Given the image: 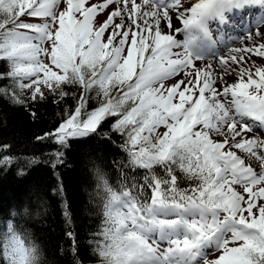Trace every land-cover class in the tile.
<instances>
[{"label": "snow or ice", "instance_id": "6c2138e0", "mask_svg": "<svg viewBox=\"0 0 264 264\" xmlns=\"http://www.w3.org/2000/svg\"><path fill=\"white\" fill-rule=\"evenodd\" d=\"M251 9L260 15L246 38L264 40V0H0V80L12 82L0 97L24 104L25 90L35 101L47 89L63 99L64 85L78 86L77 106L45 135L63 149L110 121L123 138L115 183L91 169L100 264H264V139L248 135L264 130V67L253 72L245 56L264 57V42L229 48L222 72L196 63L215 46L212 22ZM42 255L19 222L0 226V264H44Z\"/></svg>", "mask_w": 264, "mask_h": 264}, {"label": "trees", "instance_id": "16d2710c", "mask_svg": "<svg viewBox=\"0 0 264 264\" xmlns=\"http://www.w3.org/2000/svg\"><path fill=\"white\" fill-rule=\"evenodd\" d=\"M0 70H4L2 62ZM5 85L11 87L12 82L0 80V87ZM63 87L69 93L63 99L47 89L44 99L35 101L25 90L24 104L0 97V146H10L0 148V156L14 158L12 164L0 165V226L19 222L42 248L44 264H100L101 258L93 251V233L101 216L91 169L94 161L109 173L110 183H115L118 177L111 162L126 164L127 156L120 148L123 138L112 131L110 121L87 137L71 138L63 149L45 135L59 126L66 111L77 106L82 89ZM92 96L94 93L89 96V110L98 105ZM58 149L63 151V164L53 168ZM154 171L162 174L159 167ZM144 172L137 169V178L141 179ZM188 183L180 186L187 187ZM65 211L70 214V223ZM69 231L74 240L66 235Z\"/></svg>", "mask_w": 264, "mask_h": 264}, {"label": "bare ground", "instance_id": "6f19581e", "mask_svg": "<svg viewBox=\"0 0 264 264\" xmlns=\"http://www.w3.org/2000/svg\"><path fill=\"white\" fill-rule=\"evenodd\" d=\"M255 9H251V10H245V11H240V12H236L235 14H233V16H231L232 19H234L236 16H237V19L236 20H232L230 18V21L227 23V24H218V22H212L210 24V27L211 29L215 30V31H218L220 33L219 36H221V38H224L225 34L227 32L229 33H233L234 36L232 38H229L228 41H231L233 42L234 40H236L238 38V42H237V45L236 46H245V45H251L253 42L255 43H262L264 42V40H261L259 37H255L253 36V40H248L246 37H247V34H245L244 32L249 29V28H252V29H255L254 26L256 25V22H255V17L259 16L260 14H256L254 12ZM173 25L174 27H181L182 25L176 21L174 19L173 21ZM162 28H163V25H162ZM260 31L261 32H264V29H262V27L260 28ZM178 38V36H177ZM182 39V38H181ZM255 39H258L257 41H255ZM217 46V44L215 45ZM235 46V47H236ZM218 48V47H217ZM212 50H214V47L212 48ZM211 54V53H209ZM246 56V59L248 61H251L254 59V57L251 58L250 60V56L249 54H245ZM253 56H256V55H253ZM210 59V58H209ZM257 61V60H256ZM198 65L200 66H203L204 64H207V63H210L209 61H207L206 59L203 60V61H197L196 62ZM264 63V62H263ZM216 65L213 64V66ZM246 65H249V66H252V62L251 63H247ZM261 66V65H260ZM248 67V66H247ZM257 67V66H256ZM215 68V67H214ZM254 68V67H252ZM231 69V68H230ZM218 71V69H216ZM228 77V76H226ZM230 77V76H229ZM254 78H256L254 76ZM254 129L258 130L260 129L259 127H256L254 126ZM261 130V129H260ZM264 131V130H263ZM249 136H252V135H255V134H252V133H248ZM256 136H259V135H256ZM261 139H264V136H259ZM162 247H165V246H162Z\"/></svg>", "mask_w": 264, "mask_h": 264}, {"label": "rangeland", "instance_id": "374dc122", "mask_svg": "<svg viewBox=\"0 0 264 264\" xmlns=\"http://www.w3.org/2000/svg\"><path fill=\"white\" fill-rule=\"evenodd\" d=\"M93 2H98V0H93ZM254 12L256 13V14H259L260 12L257 10V9H255L254 10ZM100 19H103V17H101ZM256 27V25L254 26V28ZM262 27V29H264V25H260V28ZM165 31H167V29H164ZM245 34H248V31L247 32H244ZM226 36H227V39L226 40H228L229 38H231V36H229V33L227 32L226 33ZM183 39V36L182 35H178V39ZM212 39H213V41H216V43H217V45H218V43H219V37L217 36V35H212ZM258 39H255V41H257ZM237 42H238V38L236 39V40H234L233 42H230L227 46H224V47H222V48H220L217 52H215V53H211V54H206V60L207 61H209L210 63H212V64H215L216 63V65H214V67H215V69H218V71H223V69H221L220 67H219V64H218V57L220 56V55H227V50L229 49V48H232V47H235L236 45H237ZM258 44V43H257ZM236 47H243V46H236ZM217 48V46H215V48L214 49H216ZM208 51H211V49L210 50H208ZM250 56V60H251V58L252 57H254V59L253 60H251V62H252V66H249V65H246V66H248L250 69H252V71L253 72H255V69L257 68V67H264V57H258V56H253V55H249ZM210 58V59H209ZM257 60V61H256ZM261 65V66H260ZM257 66V67H256ZM236 66H233V65H229L228 66V72L229 73H231L232 72V69L233 68H235ZM252 67H254V68H252ZM231 68V69H230ZM226 76H228V77H226V79L228 80V82L229 83H231V82H233L235 79H237V77H236V75H234V74H228V75H226ZM230 76V77H229ZM175 79H178V77L177 78H174L172 81H168L167 83H173V82H175ZM220 83H222V81H220ZM249 124H251L252 123V121L251 120H248L247 121ZM256 128V127H255ZM250 133H252V134H255V135H259V136H264V131H262V130H260V129H258V130H256V129H254L253 128V132H250ZM239 154V153H238ZM162 246H165L166 247V245H162Z\"/></svg>", "mask_w": 264, "mask_h": 264}]
</instances>
